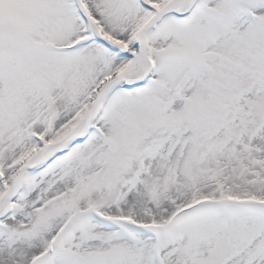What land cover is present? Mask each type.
Returning <instances> with one entry per match:
<instances>
[{
	"label": "snow or ice",
	"instance_id": "snow-or-ice-1",
	"mask_svg": "<svg viewBox=\"0 0 264 264\" xmlns=\"http://www.w3.org/2000/svg\"><path fill=\"white\" fill-rule=\"evenodd\" d=\"M0 264H264V0H0Z\"/></svg>",
	"mask_w": 264,
	"mask_h": 264
}]
</instances>
